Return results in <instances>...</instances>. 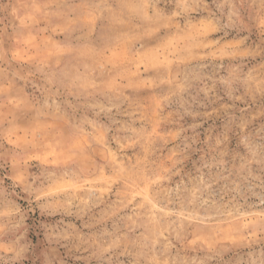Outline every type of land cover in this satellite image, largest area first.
I'll use <instances>...</instances> for the list:
<instances>
[{
  "label": "rangeland",
  "instance_id": "rangeland-1",
  "mask_svg": "<svg viewBox=\"0 0 264 264\" xmlns=\"http://www.w3.org/2000/svg\"><path fill=\"white\" fill-rule=\"evenodd\" d=\"M0 264H264V0H0Z\"/></svg>",
  "mask_w": 264,
  "mask_h": 264
}]
</instances>
